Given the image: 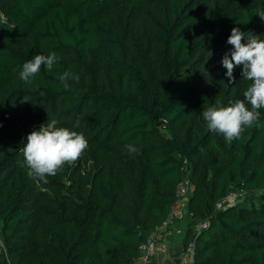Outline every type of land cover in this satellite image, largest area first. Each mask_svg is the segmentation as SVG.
I'll return each mask as SVG.
<instances>
[{"label":"trees","instance_id":"1","mask_svg":"<svg viewBox=\"0 0 264 264\" xmlns=\"http://www.w3.org/2000/svg\"><path fill=\"white\" fill-rule=\"evenodd\" d=\"M260 13L264 0H0V264H136L184 178L187 264H264V109L231 142L202 116L244 99L243 66L229 83L222 59L234 27L264 39ZM53 52L51 71L19 78ZM52 119L88 147L43 183L22 149Z\"/></svg>","mask_w":264,"mask_h":264},{"label":"clouds","instance_id":"2","mask_svg":"<svg viewBox=\"0 0 264 264\" xmlns=\"http://www.w3.org/2000/svg\"><path fill=\"white\" fill-rule=\"evenodd\" d=\"M264 20V13L258 14ZM247 41L242 42V41ZM233 46L230 54L226 53L222 65L227 69L226 76L229 83L235 78L233 70L236 66H243L242 76L251 81L244 92V99L235 101L231 106H212L202 111V116L207 122L209 131L220 133L225 140L231 142L238 139L245 126L256 124L264 109V39L252 31L242 32L234 27L227 40ZM58 57L53 52L49 55L35 54L33 58L22 65L19 78L27 83L41 70L44 65L51 71ZM63 87L67 90L68 81L79 80L78 76L65 71L58 77ZM250 107H246V103ZM55 119L41 125L39 130H34L26 137L22 149L29 176L38 178L43 183H48L46 177L55 176L65 164L77 161L88 147V141L82 133L71 131L66 127H58ZM129 154L138 153L134 145H127Z\"/></svg>","mask_w":264,"mask_h":264},{"label":"built area","instance_id":"3","mask_svg":"<svg viewBox=\"0 0 264 264\" xmlns=\"http://www.w3.org/2000/svg\"><path fill=\"white\" fill-rule=\"evenodd\" d=\"M193 184L188 178L182 179L177 187V198L175 203L172 206L170 216L159 226L157 232L149 237L145 242L140 246L141 255L137 260L136 264H159L158 255L160 252H164L167 248V245H161L160 240H165L168 235L172 233L171 227L177 222L183 220L185 214L191 216V213L188 210V201L191 192L193 191ZM234 195H230V199ZM226 203L223 201L218 204L219 207H224ZM209 224L208 220L202 219L197 222L194 227V235H197L199 231L206 227ZM179 228V227H178ZM177 228V229H178ZM180 230V228H179ZM194 240L193 237L190 239V242L187 246L186 251H184L179 264H187L190 258L191 252L193 251Z\"/></svg>","mask_w":264,"mask_h":264},{"label":"crops","instance_id":"4","mask_svg":"<svg viewBox=\"0 0 264 264\" xmlns=\"http://www.w3.org/2000/svg\"><path fill=\"white\" fill-rule=\"evenodd\" d=\"M190 220L191 218L187 217L177 222L171 227L172 233L170 237L159 241L161 245H167L165 251L158 255L159 264H179L184 253V237ZM182 221L184 222L183 230L181 229ZM178 227L180 231L177 230Z\"/></svg>","mask_w":264,"mask_h":264},{"label":"rangeland","instance_id":"5","mask_svg":"<svg viewBox=\"0 0 264 264\" xmlns=\"http://www.w3.org/2000/svg\"><path fill=\"white\" fill-rule=\"evenodd\" d=\"M187 217H188V214L186 213L183 219H186ZM181 223H182L181 229L183 230L182 226L184 225V222L182 221ZM177 230L180 231L179 228ZM168 237H170V236L168 235ZM1 251H3V244H2V239H1V223H0V252ZM160 253H162V252H160Z\"/></svg>","mask_w":264,"mask_h":264}]
</instances>
